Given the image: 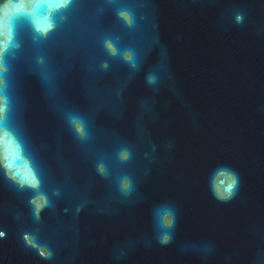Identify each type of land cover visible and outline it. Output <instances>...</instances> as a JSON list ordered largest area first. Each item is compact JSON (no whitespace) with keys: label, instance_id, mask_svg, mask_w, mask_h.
Listing matches in <instances>:
<instances>
[{"label":"water","instance_id":"water-1","mask_svg":"<svg viewBox=\"0 0 264 264\" xmlns=\"http://www.w3.org/2000/svg\"><path fill=\"white\" fill-rule=\"evenodd\" d=\"M117 6L135 12V27ZM106 35L136 51L137 69L107 54ZM17 40L6 56L12 119L44 190L60 195L34 222L29 193L0 174V264H264V0H74L47 39L21 25ZM218 165L240 176L228 204L208 191ZM124 174L130 196L117 189ZM161 206L177 211L166 247L156 240ZM21 227L54 250L52 261L22 247Z\"/></svg>","mask_w":264,"mask_h":264},{"label":"clouds","instance_id":"clouds-1","mask_svg":"<svg viewBox=\"0 0 264 264\" xmlns=\"http://www.w3.org/2000/svg\"><path fill=\"white\" fill-rule=\"evenodd\" d=\"M73 3L74 0H0V174L16 192L29 193L26 203L29 216L34 222L40 221L41 213L52 207L51 196H59L60 192L56 190L50 195L44 190L40 171L28 151L18 126L12 119V101L7 78L9 66L6 56L20 47L17 40L19 26L27 25L33 33L34 40L47 39L49 34L67 19V12ZM115 16L127 28H133L136 25V14L129 7L117 6ZM244 19L243 13L235 15L237 24H242ZM102 45L108 55L120 56L132 69L138 68L136 51L131 48L121 49L118 37L106 35L102 39ZM102 67L107 69L108 64L104 63ZM146 82L154 85L156 77L149 74ZM68 120L78 138L86 139L88 133L84 119L72 114ZM131 157L132 152L128 147H122L117 153V158L121 162H126ZM96 172L103 179L110 176L109 169L103 162L97 163ZM240 183L239 173L228 165L216 166L207 177L208 191L220 204H228L237 197ZM135 188L136 185L131 176L124 174L118 177L117 189L121 195L130 196ZM80 210L78 206L76 211ZM154 218L157 243L166 247L174 238L177 211L170 206H161L155 210ZM16 219L18 220L19 217ZM7 236V230L0 228V240ZM18 239L23 248L34 251L41 260L50 262L54 259V250L49 245L41 243L36 232L21 227Z\"/></svg>","mask_w":264,"mask_h":264}]
</instances>
